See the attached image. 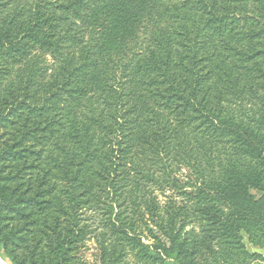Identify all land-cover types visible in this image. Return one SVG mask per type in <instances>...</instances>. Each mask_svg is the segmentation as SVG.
I'll return each mask as SVG.
<instances>
[{
    "label": "trees",
    "instance_id": "obj_1",
    "mask_svg": "<svg viewBox=\"0 0 264 264\" xmlns=\"http://www.w3.org/2000/svg\"><path fill=\"white\" fill-rule=\"evenodd\" d=\"M11 5L0 0L1 259L75 264L72 240L89 231L82 207L109 214L114 240L100 245L101 264H129L128 251L132 264H184L197 244L193 221L220 232L217 264L242 249L237 203L264 191V133L238 113L252 95L242 98L239 83L264 77V0ZM131 70L140 118L123 85ZM182 166L196 178L184 192L191 216L151 195L160 177L176 188ZM223 197L236 202L229 214ZM256 205L250 239L264 246V193Z\"/></svg>",
    "mask_w": 264,
    "mask_h": 264
},
{
    "label": "rangeland",
    "instance_id": "obj_2",
    "mask_svg": "<svg viewBox=\"0 0 264 264\" xmlns=\"http://www.w3.org/2000/svg\"><path fill=\"white\" fill-rule=\"evenodd\" d=\"M16 0H3V2L10 6H14ZM28 3V6H33L38 1L41 0H26ZM55 65L54 59H52L49 56H46L45 58V66H47L50 69H53ZM262 70H264V67H261ZM257 74H259L258 71H255ZM254 75V73H253ZM131 80H128L129 77L124 78V90H128L126 92H129V94L132 95V92L134 91V96L130 99H128V106L133 104L134 102L139 99V90L135 86L134 78L135 75L133 71L131 70ZM249 81L243 78V81H240L239 83V89L240 93L242 94V98L244 96L249 95V100H246V106L240 108L238 113L242 114L245 112L247 115L245 125L247 127L250 125V123H254L255 125L259 124V132L264 133V77L253 80L251 84H246ZM132 88V89H131ZM144 101L140 99V101H137V104L135 105L134 109H138V117H142L144 114ZM252 107V108H251ZM251 108V111L249 112L248 109ZM86 109V108H84ZM252 113V114H251ZM259 120V121H258ZM197 160H193L191 162H196ZM199 164H203V159H199ZM171 166L173 170L178 169L180 166L176 164L174 160L171 161ZM207 173V172H206ZM176 179L178 182L176 183V188L172 187L171 185H168L167 183H163L162 177H160V183L163 185L160 188L154 187L152 188L151 195L155 196L158 203L161 206H164L165 203H167L169 200H173L175 202L176 210L182 212H187L188 216H191V214L194 211V205L193 200L190 198H187V194H184L185 191L191 192L192 189L190 186L194 187V183L196 182L195 175L193 174V170H189L187 167L182 166L181 169L175 173ZM209 178V173L206 177V179ZM166 180V179H165ZM264 182V181H263ZM264 191L263 190H254L249 194V204L253 205H247V202H239L237 203L242 210L239 212V216L242 220H244V228L239 229V244L242 249L238 250L237 252H231L229 253H223L220 257V264H264V246L261 245V242L259 240L251 241V233L253 230L257 228V222L258 219L254 216V210L257 209V202L261 199L263 196ZM194 194V192H193ZM236 202H231V200L228 197H223V199L218 200L219 206L222 208V210L225 212V214H229L230 210L235 208ZM78 218H79V226L84 224L87 226L86 235L83 236V238L79 241L78 239L73 238L72 246L75 248L74 251H72L70 256L73 257V261L75 264H101L100 263V245L108 247V245H112L114 238L110 236L109 230H107L105 220L107 217H109L108 212L104 208H99L94 211H89L88 209L82 207L77 211ZM184 213H182L183 216ZM122 215L121 217H123ZM263 218V217H262ZM261 218V222L264 220ZM13 219L10 220V224L13 223ZM249 224V225H248ZM249 226V228H247ZM247 228V229H246ZM192 229L193 235H194V241L197 240V244L191 243L189 245L190 248V256L191 258L186 259L182 258V261L184 264H217V259L214 254H212L214 251H218L220 249L219 244L221 242V235L219 231L212 232L211 234L203 233L200 229L199 222H191L190 225H188L187 230ZM250 232H249V231ZM145 236H149L148 232L144 233ZM142 241H145V243H149L147 238H141ZM146 239V240H145ZM204 239V240H203ZM204 241V242H201ZM262 243L264 245V241L262 240ZM20 249H22V254L26 253L25 247H23V243L20 242ZM195 245V246H194ZM0 255H1V247H0ZM124 260H126L129 264H132L134 262V255L130 254L128 251V254L124 257ZM125 261V262H126ZM228 262V263H227ZM0 264H8L6 261H3L0 256ZM70 264V263H69ZM167 264H176L173 260H168Z\"/></svg>",
    "mask_w": 264,
    "mask_h": 264
}]
</instances>
